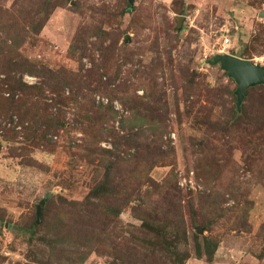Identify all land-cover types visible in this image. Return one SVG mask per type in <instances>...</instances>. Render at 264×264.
I'll return each mask as SVG.
<instances>
[{
  "label": "rangeland",
  "instance_id": "1",
  "mask_svg": "<svg viewBox=\"0 0 264 264\" xmlns=\"http://www.w3.org/2000/svg\"><path fill=\"white\" fill-rule=\"evenodd\" d=\"M46 1L38 34L23 23L25 68L0 80L39 87L34 112L67 126L40 145L16 115L1 122L0 264H264V85L237 112L211 64L264 65V0H27L31 20ZM14 2L0 0V48ZM48 70L87 96L66 104ZM107 176L120 214L96 217Z\"/></svg>",
  "mask_w": 264,
  "mask_h": 264
},
{
  "label": "trees",
  "instance_id": "2",
  "mask_svg": "<svg viewBox=\"0 0 264 264\" xmlns=\"http://www.w3.org/2000/svg\"><path fill=\"white\" fill-rule=\"evenodd\" d=\"M48 3L49 1H46L44 4H41L40 14L42 13L44 14V16H40L42 18H35L33 20H31V5L27 2V0H15L12 11H5L3 13L4 18L2 21L6 28V41L2 43L3 48H0V73L4 72L5 75L9 74V69H11V67L14 65L13 63L15 58H17L15 60L19 59L20 61L15 65H17L19 69L25 68V66L22 65H25L26 60L22 58L19 53V48L25 40V26H23V23H25V25L27 26L29 25L27 24L28 21L29 23L31 21L30 28L32 29V32H34V34H38L40 28L46 21L48 14L51 12V5H48ZM238 57L242 58V56ZM47 72L48 74L52 75L50 82L55 83V89H53L52 92H55V94L58 95L57 97H60L64 93L67 86L69 87L68 91L71 95H69V97H61V99L63 98L66 100V104H68L67 102H78V96L83 100L87 96L82 94L78 95L76 93V90L74 91V89L76 88L74 82L78 84L76 78H74V82H71L73 83L71 84L67 83L65 77H61L59 75L60 73H53L50 70H48ZM12 80L13 78L11 77H9L6 82L5 80H0V129L6 127L1 123L4 121L5 117L8 118L6 124L9 123L11 126L13 122V115H16L18 117L17 123L19 125L28 123V129H30L31 134L33 135L30 138L33 141L37 140L40 145L52 144L53 136L58 135L56 133L60 132L61 130H65L67 126L66 123L56 119V116H54L52 112L44 113L43 115L36 114L34 112L35 104L29 103V101L32 99L28 94V89L36 90L39 95L41 93L40 88L36 86H27L26 84L22 83L21 80L11 82ZM71 85H73V87ZM100 88L101 87L97 85L95 86V88L89 90L88 92L90 93V95H92V92L94 93L101 91ZM102 91L103 93L106 91L105 87L102 88ZM18 92L23 96L18 97ZM4 93L8 94L7 98L3 97ZM29 93L33 95L32 92ZM95 117L93 120L92 117L86 116L85 118L84 116L83 122H87L89 125L88 127L84 128L85 132H87L88 128H91L97 122L95 121ZM99 120L103 121L104 119L100 118ZM32 143L33 142H30V144ZM87 146L91 147V145ZM92 153H95L94 150H92ZM110 166L111 163L105 164L106 172L111 169ZM108 179L109 178L107 176L99 180L96 186L89 193L90 197L96 199L104 200V198H106V203L103 205V211H100L99 213L97 211H94L96 217L120 214L121 207L111 201V199H113V197H115L117 194L116 187L111 188L109 186ZM120 192H122V190H119L118 194ZM122 196H124V192L122 193ZM87 202L88 201L86 200L82 203L86 204ZM145 227H147V225H145ZM78 231L81 232L82 230ZM84 260L85 257H82L81 263H84Z\"/></svg>",
  "mask_w": 264,
  "mask_h": 264
},
{
  "label": "water",
  "instance_id": "3",
  "mask_svg": "<svg viewBox=\"0 0 264 264\" xmlns=\"http://www.w3.org/2000/svg\"><path fill=\"white\" fill-rule=\"evenodd\" d=\"M134 1L128 0L130 9L133 8ZM127 37L126 39H128ZM211 64H218L226 73V76L235 82L236 89L234 94L236 97L235 106L237 112L240 111L246 91L250 88L264 85V65H257L229 54L216 55L212 59ZM44 203L45 200L41 201L37 206L36 223L40 222Z\"/></svg>",
  "mask_w": 264,
  "mask_h": 264
},
{
  "label": "built area",
  "instance_id": "4",
  "mask_svg": "<svg viewBox=\"0 0 264 264\" xmlns=\"http://www.w3.org/2000/svg\"><path fill=\"white\" fill-rule=\"evenodd\" d=\"M228 43V40L226 39L225 41H224V44H227Z\"/></svg>",
  "mask_w": 264,
  "mask_h": 264
}]
</instances>
